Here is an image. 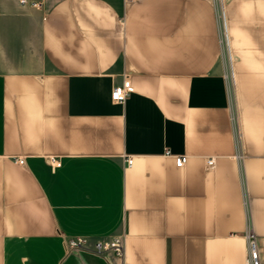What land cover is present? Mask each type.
<instances>
[{"label":"crops","instance_id":"obj_1","mask_svg":"<svg viewBox=\"0 0 264 264\" xmlns=\"http://www.w3.org/2000/svg\"><path fill=\"white\" fill-rule=\"evenodd\" d=\"M26 1L0 0V264H245L249 232L264 264V0Z\"/></svg>","mask_w":264,"mask_h":264},{"label":"built area","instance_id":"obj_2","mask_svg":"<svg viewBox=\"0 0 264 264\" xmlns=\"http://www.w3.org/2000/svg\"><path fill=\"white\" fill-rule=\"evenodd\" d=\"M223 6H225L228 0H217ZM22 4H26V0H21ZM222 43L228 49V56L230 60L232 59V54L229 49L227 31L224 30V39ZM134 92V87L128 77H124L121 85H117L114 87L112 91V100L116 103H124L127 98ZM186 159L184 157H179L177 159V166L183 167ZM19 164H24L23 159L18 160ZM51 162L55 163L56 166L60 165V162H57L54 159H51ZM128 164L132 165V160L128 161ZM215 164L214 159L208 160V165L213 167ZM65 250L68 253L71 252H80L86 251L97 254L104 258L109 257L110 255H114L120 258H124L125 255V238L123 236H113L108 239L102 240H89L87 238L77 237L65 240L64 242ZM122 264H126L123 262ZM245 264H263L261 260V254L259 249L258 238L254 235L253 232H249L247 236V256Z\"/></svg>","mask_w":264,"mask_h":264}]
</instances>
